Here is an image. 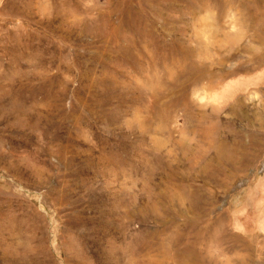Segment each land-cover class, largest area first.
I'll return each instance as SVG.
<instances>
[{"label": "rangeland", "instance_id": "obj_1", "mask_svg": "<svg viewBox=\"0 0 264 264\" xmlns=\"http://www.w3.org/2000/svg\"><path fill=\"white\" fill-rule=\"evenodd\" d=\"M263 217L264 0H0V264H264Z\"/></svg>", "mask_w": 264, "mask_h": 264}, {"label": "bare ground", "instance_id": "obj_2", "mask_svg": "<svg viewBox=\"0 0 264 264\" xmlns=\"http://www.w3.org/2000/svg\"><path fill=\"white\" fill-rule=\"evenodd\" d=\"M236 81L237 80H235V82H228V84L223 89V92H221V94H219V97H221V98L226 97L229 94V92L231 91V89H233L235 87ZM244 222L245 221H243V224H244ZM259 224L264 228V217L259 221Z\"/></svg>", "mask_w": 264, "mask_h": 264}]
</instances>
